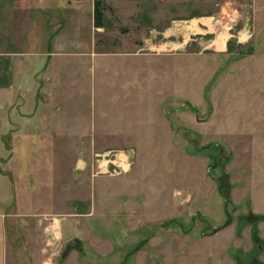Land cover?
Listing matches in <instances>:
<instances>
[{
	"label": "rangeland",
	"instance_id": "1",
	"mask_svg": "<svg viewBox=\"0 0 264 264\" xmlns=\"http://www.w3.org/2000/svg\"><path fill=\"white\" fill-rule=\"evenodd\" d=\"M104 3L105 30L90 33L82 18L76 30L82 49L93 40L97 55L58 61L57 121L44 92L27 130L19 125L24 111L13 109L0 163L15 195L37 170L49 185L23 197L60 211L46 223L69 210L90 225L63 240L59 264L73 250L90 255V264H264V0H141L139 10L155 18L139 26L136 41L113 0ZM171 17L170 35L162 25ZM245 29L250 38L241 44ZM226 37L229 52L213 53L211 40L221 47ZM36 117L45 141L25 147L20 139L35 132ZM57 122L73 137L51 142ZM25 150L34 151L31 159ZM59 183L73 184L74 193ZM101 215L110 219L106 228ZM131 219L139 230L127 232Z\"/></svg>",
	"mask_w": 264,
	"mask_h": 264
},
{
	"label": "crops",
	"instance_id": "2",
	"mask_svg": "<svg viewBox=\"0 0 264 264\" xmlns=\"http://www.w3.org/2000/svg\"><path fill=\"white\" fill-rule=\"evenodd\" d=\"M118 1L113 0L112 4L117 18L119 22L122 21L124 26L130 28L129 34L136 41L140 32L139 26L150 22L149 18H155V14L148 12L145 15V12L139 10L138 4H140L141 0H128L132 3L129 11L119 7ZM60 11L66 12L65 16L60 17ZM166 13H164V17ZM77 14L79 15L78 18ZM106 14L104 3L102 25L96 26L95 0H0V158L4 149V132L7 126L12 123L13 109L24 111V115L19 118V125L22 130H27L33 121L31 118L29 119V116H31L29 111L38 110L40 99L38 93L44 92V94L50 95V97H46L48 100L50 99L46 103L48 108H53V120L59 116L58 112L62 107L57 96V79L60 76L58 61L62 57V60L66 62V58L69 61L71 55L76 56V54L82 53H91L95 57L98 53L95 41L88 39L90 49L88 46V50H83L82 48L86 44L85 38L82 39L80 36H76V30H80L78 27L82 23V20H80L82 18L88 21L90 33L96 30L102 32L107 27ZM141 14L144 15L142 18L144 20L141 19L142 21L139 19ZM145 19L147 22H145ZM171 21L172 17L168 24L162 25L165 34L171 35L172 32L174 33L170 26ZM207 23H210V21H207ZM70 26L73 31L71 34ZM66 30L68 31L67 33H65ZM245 31L246 29L240 33L241 44H245L250 38L249 33ZM229 41V37H226L220 44L221 47H216L215 43L218 42V38L212 39L209 46L215 54L228 53ZM125 44L127 46L136 45L135 42L130 43L129 41ZM180 44L188 45L189 40H183ZM126 52L149 54L135 52L132 48L126 50ZM67 66L69 67V64ZM65 73L70 76L71 71L67 69ZM54 82L56 85L53 88L52 84ZM38 120L36 117L37 123L34 133L22 134L23 138L21 137L20 140L26 143L25 147L27 143L45 141V135L38 132V126L40 125ZM59 127H61V123L57 122V132L54 130L51 136L47 137L51 142L65 140L64 138L68 140L73 137L67 132L69 130L63 129L62 131L61 129L59 132ZM125 140H128V138L126 137ZM31 152L34 151L25 150L22 157L25 156V159H31L29 157ZM74 163L75 160L71 168L73 176L75 174ZM32 168L34 170L38 168V160L35 161V165ZM35 174L37 176L36 181L33 184L28 182L21 184L19 194L15 195L11 180L6 172L2 170V163H0V264H59L62 254L60 245L63 240L69 236L76 237L77 231L83 232V226L86 228L88 225L85 220L75 219V214L69 210L66 211L68 213L66 214L67 216L60 219L62 220L61 223L58 219L55 221L49 220L46 223L45 215H52L60 211L43 210L38 208L35 199L27 201L23 197L25 192H31L32 197H37L40 190L45 189V186L49 185V183L43 184V182L39 181L41 179L40 176L42 177L43 175L42 173L36 170ZM64 185L59 183L57 189L61 190ZM62 189L65 193H74L73 184H68ZM69 202V198L68 200L65 199V206ZM14 204L18 205L19 208L18 211L12 212L11 207ZM99 218V221L105 218V228L108 227L109 217L101 215ZM76 220L81 222L79 223L81 224L80 227L77 225ZM133 223L134 219H131V226L128 225L129 231L127 230V232L139 230L137 222L134 225ZM89 227L90 225L87 228ZM16 230L17 232H15ZM84 231H90L91 233L92 229H84ZM16 233H19L18 235L22 239L24 238L22 249L20 250L13 243V240L15 242ZM94 233L95 237H102L96 231ZM104 255L106 257L107 254L105 253ZM89 256L85 253L80 255L79 252L73 250L69 252L63 264H90L91 261L87 260L90 258Z\"/></svg>",
	"mask_w": 264,
	"mask_h": 264
},
{
	"label": "trees",
	"instance_id": "3",
	"mask_svg": "<svg viewBox=\"0 0 264 264\" xmlns=\"http://www.w3.org/2000/svg\"><path fill=\"white\" fill-rule=\"evenodd\" d=\"M104 0H95V23L101 26L103 22Z\"/></svg>",
	"mask_w": 264,
	"mask_h": 264
}]
</instances>
